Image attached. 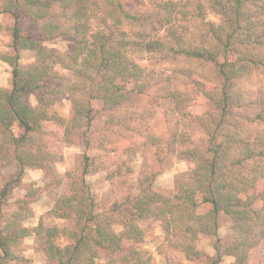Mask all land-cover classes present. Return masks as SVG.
Returning <instances> with one entry per match:
<instances>
[{"label":"trees","instance_id":"trees-1","mask_svg":"<svg viewBox=\"0 0 264 264\" xmlns=\"http://www.w3.org/2000/svg\"><path fill=\"white\" fill-rule=\"evenodd\" d=\"M0 18L12 51L0 57L11 69L10 89L0 88V170L14 167L0 185V208L27 170L55 177L57 143L126 154L139 140L152 152L137 195L104 213L96 212L86 181L102 168L101 156L84 155L48 212L72 222L69 230L42 220L24 227L39 195L26 187L0 221V264L16 261L13 246L31 236L55 264H151L140 247V225L149 220L188 261L232 257V264H249L264 240V0H149L135 12L121 0H0ZM24 20L39 35H25ZM57 39L69 50L44 46ZM22 51L36 56L27 67L19 64ZM63 98L68 119L54 110ZM198 99L204 109L193 112ZM124 139L129 147L121 148ZM168 156L190 164L171 196L153 190L161 172L155 166ZM132 158L116 166V175L130 172ZM222 217L226 238L218 232ZM60 236L68 244H57ZM202 238L212 255L198 249Z\"/></svg>","mask_w":264,"mask_h":264},{"label":"rangeland","instance_id":"rangeland-1","mask_svg":"<svg viewBox=\"0 0 264 264\" xmlns=\"http://www.w3.org/2000/svg\"><path fill=\"white\" fill-rule=\"evenodd\" d=\"M123 5L129 10L142 11L149 7V0H121ZM208 20L212 23H218V17L211 14ZM23 33L37 34L39 30L29 24L26 20L22 23ZM44 46L47 49L56 50L59 52L68 51L70 43L57 39L50 42H45ZM10 38L4 31H0V57L10 55ZM35 54L28 51H22L19 64L21 67H27L35 61ZM58 69V68H57ZM63 74L69 76L66 71H61ZM28 102L31 106H36L34 97H29ZM204 109V100L198 99L192 107L193 112H201ZM57 111L64 118H70L71 107L67 99L63 98L54 106ZM101 122L95 121L91 130L95 132L94 138H97V132L100 128ZM122 140L119 143L121 148L129 147L128 140ZM142 142V140H140ZM97 144V142H95ZM126 147H123L125 146ZM96 146V145H95ZM85 149L80 143L73 144H60L57 143L53 146L54 151L58 154L59 160L54 165L55 177L53 179L58 182L57 184L52 180L46 179L40 170H27L22 179V186L13 190L10 195L7 206L0 208V221L7 219L12 212L16 210L15 200L21 198L26 193V187H31L32 190H37L39 195L30 204L33 216L24 222L23 226L28 229H34L39 220H42L46 226H57L60 229H72V222H67L63 219L53 217L48 214L56 199L62 196L68 187L66 173L77 172L80 166L81 159L84 155L91 157L101 156L100 160L103 162L101 169L86 177V181L90 186V192L96 204V212L104 213L108 211L113 203L124 202L131 199L138 193V181L141 174L147 168L146 158L151 156L152 152L147 149H142L139 140L134 141L132 148L135 151H127L120 149L116 153L112 151H105L96 149V147ZM132 156V161L129 163L128 168L130 172L123 176L116 175L115 168L117 165H122L124 160ZM148 161H150L148 159ZM156 169L161 168V172L156 176L153 183V190L165 195L171 196L174 193L175 185L178 180L184 179L188 176L190 164L176 159L174 156H168L163 160L160 166L156 165ZM14 167L10 166L4 170H0V185L6 180L9 174L13 173ZM141 228L144 232V240L141 249L151 253V264H208L205 259L199 261H188L183 254L177 250L170 249L164 243V234L160 223L154 220H149L141 223ZM118 231L119 227H115ZM219 235L222 238L229 236L228 220L225 217L220 219ZM57 244L66 245L68 240L60 236L57 239ZM34 236L20 240L12 248V252L16 256V261L9 264H55L48 261L42 250L39 248ZM198 249L207 255H212L211 242L207 238L200 239ZM1 256V252H0ZM232 257H225L220 264H232ZM249 264H264V240L260 245L251 250L248 256Z\"/></svg>","mask_w":264,"mask_h":264},{"label":"crops","instance_id":"crops-1","mask_svg":"<svg viewBox=\"0 0 264 264\" xmlns=\"http://www.w3.org/2000/svg\"><path fill=\"white\" fill-rule=\"evenodd\" d=\"M10 71V67L0 60V88L10 89Z\"/></svg>","mask_w":264,"mask_h":264}]
</instances>
